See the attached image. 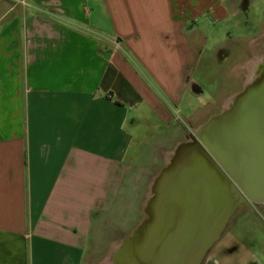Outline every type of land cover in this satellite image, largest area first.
<instances>
[{
    "label": "crops",
    "instance_id": "0c3cea01",
    "mask_svg": "<svg viewBox=\"0 0 264 264\" xmlns=\"http://www.w3.org/2000/svg\"><path fill=\"white\" fill-rule=\"evenodd\" d=\"M16 2L0 15V264H83L92 229L95 241L127 235L166 153L204 121L193 118L198 19L227 9L221 0ZM135 125L146 127L133 152L147 151V164L129 157ZM241 246L225 264L264 261V240ZM213 253L205 264L224 260Z\"/></svg>",
    "mask_w": 264,
    "mask_h": 264
},
{
    "label": "water",
    "instance_id": "95a60500",
    "mask_svg": "<svg viewBox=\"0 0 264 264\" xmlns=\"http://www.w3.org/2000/svg\"><path fill=\"white\" fill-rule=\"evenodd\" d=\"M243 67L241 89L166 153L103 264H205L234 214L264 206V51Z\"/></svg>",
    "mask_w": 264,
    "mask_h": 264
},
{
    "label": "rangeland",
    "instance_id": "374dc122",
    "mask_svg": "<svg viewBox=\"0 0 264 264\" xmlns=\"http://www.w3.org/2000/svg\"><path fill=\"white\" fill-rule=\"evenodd\" d=\"M17 0H0V15L6 7L21 5ZM224 3L228 16L216 22L210 21L209 17L202 16L198 19L201 30L202 61L196 71V80L200 84L203 93L196 97L199 104L197 113L193 117L194 122L206 120L211 114L221 110L220 104L229 96L241 89V82L245 67L242 66L252 57L264 51V0H221ZM243 8H246L243 10ZM17 10L16 8L13 10ZM29 11L30 9L27 8ZM10 14H12V12ZM135 63V62H134ZM139 74H143L141 67L135 63ZM148 85H153L146 81ZM177 116L187 118L185 112L179 111ZM191 121V120H190ZM193 123V121H191ZM137 142L131 145L132 152L129 157L135 159L140 165L147 164L151 158L147 151H141L135 156L134 152L138 145L148 141L144 125H135ZM134 128V127H133ZM187 130L186 132H190ZM134 149V150H133ZM161 149H159L160 151ZM158 153V151H157ZM143 159L144 161H141ZM264 206L257 210L259 214L252 213L249 209L238 211L231 218L225 233L215 243L210 257L219 256L224 260L226 255L242 256L241 243L248 244L253 239L263 242L264 240ZM259 218V219H257ZM96 227L92 229L89 249L83 259V264H103V259L114 241H95ZM112 236V237H111ZM110 238H118L119 235H111ZM223 249V252L218 250ZM229 251V252H227ZM252 252V251H250ZM257 252V251H256ZM250 257V256H249ZM246 258L245 261H248ZM255 264H264L260 257H256ZM213 263L212 261L209 262Z\"/></svg>",
    "mask_w": 264,
    "mask_h": 264
},
{
    "label": "flooded vegetation",
    "instance_id": "af4514ba",
    "mask_svg": "<svg viewBox=\"0 0 264 264\" xmlns=\"http://www.w3.org/2000/svg\"><path fill=\"white\" fill-rule=\"evenodd\" d=\"M246 8H243V10H245ZM258 208H254V210H250L252 213L254 212V214H256V215H258V210H257ZM218 250H220V251H223V249H221V248H219Z\"/></svg>",
    "mask_w": 264,
    "mask_h": 264
}]
</instances>
